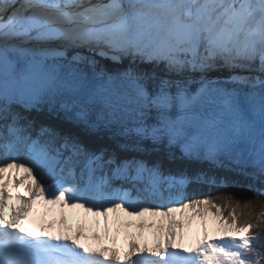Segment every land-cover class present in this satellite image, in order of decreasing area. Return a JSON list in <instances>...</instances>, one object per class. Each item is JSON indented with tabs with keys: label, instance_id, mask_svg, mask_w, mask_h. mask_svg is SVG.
<instances>
[{
	"label": "snow or ice",
	"instance_id": "obj_1",
	"mask_svg": "<svg viewBox=\"0 0 264 264\" xmlns=\"http://www.w3.org/2000/svg\"><path fill=\"white\" fill-rule=\"evenodd\" d=\"M215 168L264 197V0H0V264H264V200L188 194Z\"/></svg>",
	"mask_w": 264,
	"mask_h": 264
},
{
	"label": "bare ground",
	"instance_id": "obj_2",
	"mask_svg": "<svg viewBox=\"0 0 264 264\" xmlns=\"http://www.w3.org/2000/svg\"><path fill=\"white\" fill-rule=\"evenodd\" d=\"M102 62L103 63H109L108 61H102ZM45 122H47V121H45ZM201 167H203L205 169H208V168H210L212 166H210L207 163H205V164L201 165ZM213 170L215 171V173L218 176H226L229 181H233L234 180V181L238 182V184H240V185H244V184H247V183H252V181L246 179L244 176L238 175V174L233 173V172H228L226 169L215 168ZM256 183H257V186H259V182H256ZM21 191H23V189H21ZM39 206H40V209L44 212V207L41 206V205H39ZM68 211H69L68 208L63 209V212L65 214V225L71 231V230H74L75 227L77 226V220L69 221L67 219V217H66L67 214L65 213V212H68ZM60 212H61V210L58 207H54L53 210L48 213L49 215H46L44 217V219L45 220H55L56 221V227H60L61 225L59 223V218H58L60 216ZM116 220H117V218L109 220V229L112 230V231L115 230V228L118 226V224L119 225H123L127 221H133V223L136 222V218L135 217H132V218H130V220H126V221H119V219H118V221H116ZM103 222H104V220H103ZM99 224H100V222H99ZM103 227H104V224H100V225H97L96 231L94 229H92L91 231L88 230V229H84L83 232L89 237H91L92 233H96L97 235H99L102 238L103 242L107 245L109 243V241L107 239H105L104 236H103ZM124 230L125 229L121 228V233H120L119 237H123ZM128 230L129 231H134V229H132V228H129ZM146 235H148V238L150 240L151 239L150 233H146ZM88 242L89 243H93L91 241V239H89ZM117 247H122V244L120 245L117 242Z\"/></svg>",
	"mask_w": 264,
	"mask_h": 264
},
{
	"label": "trees",
	"instance_id": "obj_3",
	"mask_svg": "<svg viewBox=\"0 0 264 264\" xmlns=\"http://www.w3.org/2000/svg\"><path fill=\"white\" fill-rule=\"evenodd\" d=\"M188 194L190 196H203L210 195L213 198L222 195L231 194L234 198L240 199L242 202L245 200H252L254 205V211L260 210L261 200H264V197L260 199H256L253 197V193L251 191L245 190L243 187L238 186L236 184H229L225 187H216V186H208V185H191L188 188ZM261 243H264V239L261 240Z\"/></svg>",
	"mask_w": 264,
	"mask_h": 264
},
{
	"label": "rangeland",
	"instance_id": "obj_4",
	"mask_svg": "<svg viewBox=\"0 0 264 264\" xmlns=\"http://www.w3.org/2000/svg\"><path fill=\"white\" fill-rule=\"evenodd\" d=\"M229 182H230L229 184H232L233 182H236V181L233 180ZM233 184H236V183H233ZM236 185L239 186L240 184H236ZM65 213L67 214L66 217L69 221L77 220V224L81 225L82 231H84V229H88L90 231L94 229L96 231L97 225L104 224L103 217H94L91 214L84 213L82 209H69V211ZM117 216L119 217V221H126L132 218V217L127 216L124 213H118V214L109 213V220L117 218ZM96 221H99L100 224H97ZM209 223H210V228H211V222ZM128 229L127 231H129ZM185 231H186L185 243L186 244L191 243L192 242L191 237L194 236L199 231L198 221L193 222L192 228L191 229L186 228Z\"/></svg>",
	"mask_w": 264,
	"mask_h": 264
}]
</instances>
